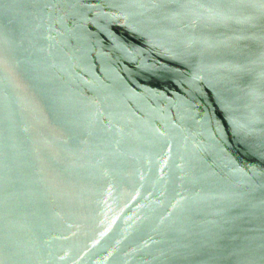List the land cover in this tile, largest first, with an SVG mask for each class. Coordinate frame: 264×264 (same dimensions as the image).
Listing matches in <instances>:
<instances>
[{
    "label": "water",
    "instance_id": "1",
    "mask_svg": "<svg viewBox=\"0 0 264 264\" xmlns=\"http://www.w3.org/2000/svg\"><path fill=\"white\" fill-rule=\"evenodd\" d=\"M0 264H264V0H0Z\"/></svg>",
    "mask_w": 264,
    "mask_h": 264
}]
</instances>
